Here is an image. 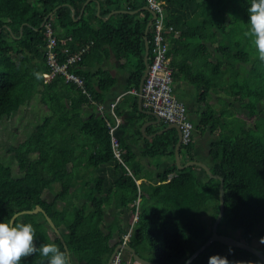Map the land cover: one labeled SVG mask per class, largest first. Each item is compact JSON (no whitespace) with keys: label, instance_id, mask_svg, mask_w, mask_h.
<instances>
[{"label":"trees","instance_id":"trees-1","mask_svg":"<svg viewBox=\"0 0 264 264\" xmlns=\"http://www.w3.org/2000/svg\"><path fill=\"white\" fill-rule=\"evenodd\" d=\"M159 1L170 46L167 55L174 68V94L175 82L182 78L197 88L200 116L195 130L213 136L208 148L213 162L210 169L223 178L225 190L218 233L250 244L257 241L264 253V110L259 106L264 101V63L258 59L252 38L244 35L250 26L247 8L251 0ZM146 6L148 0H0V126L11 128L15 138V142L6 140L7 144L0 140V173L11 170L18 175L13 172L15 177L13 181L9 177L8 184L0 181L5 187L0 195V223L19 214L15 223L33 225L37 247L55 243L66 252L47 219L50 216L64 238L71 262L78 264H107L132 227L128 244L140 256L161 264H184L211 237L220 212L221 179L206 171L199 176L196 170L202 167L198 165L180 168L175 162L176 128L146 140L142 153L157 168L166 156L174 161L154 172L137 160L127 142L126 123L114 132L121 162L114 156L105 118L96 110L85 111L94 107L93 99L105 102L117 82L101 66L92 69L111 53L121 68H133L129 88L139 89L146 69V36L149 63L154 46L156 17L146 34L153 18ZM47 23L53 26L61 61L85 50L80 67L74 66L72 71L84 76L89 94L75 83L65 82L63 76L44 81V73L51 69L46 53ZM64 38L66 44L61 41ZM43 93L49 96L40 100L37 128L45 132L53 126L52 137L63 144L62 149L54 146L44 159L36 144L17 133L23 127V122L17 123L19 110L32 108ZM221 95L241 100L242 111H236L235 102ZM129 104L138 109V98L132 96ZM116 111L123 113L119 105ZM154 132L152 128L147 131ZM137 133H141L139 128ZM195 136L189 144H182L180 156L199 161L194 153ZM25 178L40 188L13 184ZM82 196L85 202L74 201ZM38 206L44 211L32 212ZM109 207L118 215L102 227L99 217ZM124 213L131 220L137 214V220L133 225L129 220L126 228L119 219ZM213 255L226 257L229 264H264L253 252L220 241L211 243L190 264H208ZM42 260L46 264L47 258L37 253L23 258L21 264H41ZM131 260H135L133 256Z\"/></svg>","mask_w":264,"mask_h":264},{"label":"built area","instance_id":"built-area-1","mask_svg":"<svg viewBox=\"0 0 264 264\" xmlns=\"http://www.w3.org/2000/svg\"><path fill=\"white\" fill-rule=\"evenodd\" d=\"M148 1L149 7L156 13V18L152 37L154 40L153 57L149 63L148 73L142 87V103L146 109L154 112L166 124L179 125L182 130V144L187 145L193 138L195 125L190 120L187 104L174 94V68L171 65V57L167 55L170 46L164 34L165 16L162 2L159 0ZM46 28V34L48 36L46 53L51 69L49 72L44 73V81L49 82L57 76H63L66 82L75 83L78 87L82 88L84 93L89 94L86 89L84 76H80L69 70V63L80 60L82 58V52L85 50L71 57L67 62H61L56 51L57 39L53 35V26L51 23H47ZM135 92L138 93V91ZM116 106L117 101L110 103L111 115L115 117L116 122L112 123L107 116L104 118L112 135L114 154L122 161L119 141L114 134L120 122L115 113ZM98 109L100 112H104L102 105H99ZM130 238L131 232H128L124 236L123 243H127ZM111 264L129 263L122 256L121 252H119Z\"/></svg>","mask_w":264,"mask_h":264},{"label":"crops","instance_id":"crops-1","mask_svg":"<svg viewBox=\"0 0 264 264\" xmlns=\"http://www.w3.org/2000/svg\"><path fill=\"white\" fill-rule=\"evenodd\" d=\"M83 11H84V8L82 10V13H83ZM99 11H100V6L98 8V13H99ZM132 13H134V11ZM81 15L82 14H80L78 16V19L81 17ZM61 41L63 42V44H66L67 39L64 38ZM65 51H68V49H65ZM78 53L69 55L65 60H63L61 62H63V63L67 62L71 57L75 56ZM81 60H82V58L80 60H76L74 62L69 63V70L72 71V67H74V66H75V68H79L80 65L78 64V62L81 61ZM120 63L121 62H118V60L116 59L115 54L111 53L110 57L102 65H98V66L92 68L94 71H96L97 68H99L101 66L102 69L109 71L110 74L112 75V77L117 79V82L108 91L106 99H105V102L99 103V102H96L93 99L94 103H93L92 100H91V103L94 105L95 108L94 107H89V109L86 108L85 111L89 112V110L90 111L91 110H96V112L98 114H100L103 117L107 116L112 123H115L116 119H115L114 116L111 115L110 103L117 101V105H119V109L123 110L122 114H118L117 111H116V108H115V113L118 116L119 121H120L118 126L120 124H122V123H126L127 124V129H126V132H127L126 137L128 139L127 142H128L129 145H131L133 147L134 152L136 153L137 160L140 161V163L144 167L148 168V167H151V164H150V159L151 158L143 155V153H142L143 148L146 147V140L147 139L151 140L160 131L164 132L165 131L164 129L168 126V124H165V122L162 121V120L159 121L158 118L153 114V112L151 110L146 109L143 106V103L140 104V102H139V99H140V86H139V89L137 90L134 85L132 86V88H129L130 85L128 83V79H129L130 74L133 71V68L132 67L121 68L120 67ZM72 72H74V71H72ZM182 79L183 80H179V81L175 82V90H176V93H177L175 95L179 99H181L182 101H184L187 104L190 115L193 114V116H196L197 113L200 112V107L198 106V103L196 102L197 88L193 84L188 82L190 84L189 85L187 83V81L185 80V78H182ZM65 82H66V80H65ZM85 84H86V81H85ZM86 89H87V87H86ZM135 91H138V93H136ZM128 93L131 94V96H129L127 98V103H125V97H126V95ZM132 96H135L136 100L138 98V109L139 110L131 107V105L129 104V103L132 102ZM99 105L103 106V110H104L103 113L100 112V110L98 109ZM143 113L145 114V116L141 117V115ZM133 118H135V120ZM130 119H132V120H130ZM198 120H199V118L196 120L197 123H198ZM137 128L140 129L141 133H137ZM149 128H152L153 130H155V132L154 133H147ZM194 133L197 134L195 136L196 139H195L194 153H195L196 156H198V154L203 150V147L201 148V146H202L203 142H205V141L202 140V138H201L202 135H200V133L198 132L197 128H196ZM203 136H205V135H203ZM111 138H112V135H111ZM113 152H114V149H113ZM114 156H115V154H114ZM186 158L181 157V163L183 165L186 164L188 161H190V160H188ZM197 160L207 164L209 167L213 163L209 153H208L207 159H199V157H197ZM121 162H123V159H122ZM175 162H176V157H175ZM173 163H174L173 159H171V157L166 156V157L163 158L162 163H161L160 167L157 169V171H163L164 169H166L167 167H169ZM200 171H201V173H199V176H205L204 175V171L205 170L202 168V169H200ZM144 179L145 178L137 180V183L141 184L144 181ZM108 214L113 216L111 223L113 222L115 217L118 215L116 213L114 207L113 208L109 207V208H107L105 210V215L102 218L99 217V221L102 219V221L104 222V220L107 218V216L109 217ZM128 216L129 215L127 213H124V214H121L119 216V219H120V221L122 223L125 222V221H127L129 223V220H131V219H130V217L128 218ZM135 220H137V214L131 220L132 221V225H133V222ZM91 222L92 221H90L89 223H91ZM87 224H88V222H87ZM110 224H108V225H110ZM103 226L104 225H102V227ZM132 229H133V227L130 228V230H128V232H131ZM128 242L125 243V244L122 242V245H129ZM119 245H121V244H119ZM119 252H121V254L125 258V260H126V252L129 253V255H130L129 257L130 258H131V256H133L132 253L129 250H127V249L121 248L119 250ZM135 261L136 260H134V262ZM136 262H138V261H136ZM72 264H78V262L73 261Z\"/></svg>","mask_w":264,"mask_h":264},{"label":"clouds","instance_id":"clouds-1","mask_svg":"<svg viewBox=\"0 0 264 264\" xmlns=\"http://www.w3.org/2000/svg\"><path fill=\"white\" fill-rule=\"evenodd\" d=\"M247 12L250 26L244 35L252 38L258 59L264 63V0H251ZM34 75L40 78L39 73ZM35 241L36 230L31 223L17 224L11 219L0 223V264H21L23 258L37 253L47 258L46 264H70V254L55 243L37 247ZM41 264L45 262L42 260ZM208 264H229V261L226 257L213 255Z\"/></svg>","mask_w":264,"mask_h":264},{"label":"rangeland","instance_id":"rangeland-1","mask_svg":"<svg viewBox=\"0 0 264 264\" xmlns=\"http://www.w3.org/2000/svg\"><path fill=\"white\" fill-rule=\"evenodd\" d=\"M42 96H44V98H46L49 95L47 93H43V95H41L40 97L36 98L33 101L32 108H30L28 110L26 107H22L19 110V117L17 119V123L20 124V122L21 123L23 122V127L20 129V131L17 130V133L18 134L19 133L22 134L21 135V139H26L27 140L29 138L30 141H32L34 144H36L39 147L40 156L43 157V159H44V158H48L50 156V154H52L54 146H60L61 149H62V145L63 144L59 143V142H56L55 138L52 137L51 132H52V130H54L53 126L50 127V130L45 131V132H43V131L41 132L37 128V126H38V124L40 122V120H39V106H40L39 103H40V100H41ZM221 98L233 100L235 102L234 109L236 111H242L241 106H243V103L241 102V100H238L237 98H234V97L233 98H226L223 95H221ZM259 106H260V108H263V110H264V101L262 103H260ZM243 113L245 114V112H243ZM197 115L193 116V114H192L190 116L191 120L194 122V124L196 123V120L199 118L200 113H197ZM2 125L0 126V130H2L3 128L4 129L2 131H0V140H4L5 141L4 144H7V141L8 142H15V138L12 136V133H11L12 129L8 128V127L5 128ZM243 133H244V131H243ZM212 137L213 136L211 134H209V133L205 134V136H203V137L201 136L202 140L205 141V142H203V144L201 146V148L203 147V150L201 151L202 153L200 152L198 154V156H197V157H199V159H207L208 153H209L208 148H209V145H210ZM11 148H14V145ZM63 154H64V152L61 150V156ZM150 164L153 165V166H151L152 168L148 167L147 169H149V170L151 169L154 172H156L158 168H157V165L155 164V161L153 159H150ZM196 171H198V174L201 173V171L198 170V169ZM13 172L11 170L2 171L0 173V181L8 184L9 183L8 182L9 177H11V180L13 181V179L15 177L14 174L16 176H18L16 171L14 172V174H13ZM13 184H15V186H18L20 184H22L24 186L26 185L28 187L27 189H31V188H33V189L38 188L39 189L40 188V187H38V183H34L31 180H29L28 178H25L23 180H17L16 179V180H14ZM19 189H21V188H19ZM24 189L27 190L26 188H24ZM4 190H5V187L2 185V183H0V195L3 192H5ZM49 196H50V198L53 197L52 194H50ZM85 200H86L85 196H82V197H79V198H74V201L77 202V203H80L82 201L85 202ZM112 218H113L112 215H109V217L107 216V218L103 222V225L110 224L111 221H112ZM127 226H128V222L127 221L122 223V228H126ZM129 228L130 227H128V229ZM254 245L257 246V245H259V243L257 241H255ZM129 256H130L129 253L126 252V260H127V262L129 264H139L136 261L135 262L132 261Z\"/></svg>","mask_w":264,"mask_h":264},{"label":"water","instance_id":"water-1","mask_svg":"<svg viewBox=\"0 0 264 264\" xmlns=\"http://www.w3.org/2000/svg\"><path fill=\"white\" fill-rule=\"evenodd\" d=\"M145 8H147L153 14V18H152V20L149 22V24L147 26V30H146V34H147L148 30H149V28H150V26H151V24L153 22V19L156 17V13L149 6H146ZM149 49H150V46H149L148 36H146V51H145V57H144V60H145V63H146V69H145L144 75H143V77L141 79V82H140V99H139L140 104H142V87H143V84H144V81L146 79V76H147V73H148V69H149L148 68V66H149ZM153 114L158 118L159 121H161V119L154 112H153ZM169 128H176L177 131H178L179 139H178V142L176 144L175 157H176V162H177V164H178V166L180 168H185V167H189V166H192V165H198V166H201L206 171V173L209 176L221 179V185H220V212H219V214H218V216H217V218H216V220H215V222L213 224L212 235H211V237L208 239V241L205 244H203L196 252H194L188 258V260L184 264H190L194 260V258H196L204 249H206L214 241H220V242L225 243V244L230 245V246H237V247H240V248L247 249V250L253 252L254 254H256L258 257H260L264 261V253L256 245L247 243V242L239 240V239H236V238H234L232 236H228V235H225V234H219L218 233V225L221 222V220L223 218V215H224V211H225L224 180H223V178L221 176H219L217 174H214L212 172V170L210 169V167L207 164L203 163V162L196 161V160H190L186 164L183 165L181 163V157H180V149H181V146H182V130H181L180 126L176 125V124H170L164 130H167ZM160 133H162V131H160L158 134H160ZM38 211H44V210L41 207L38 206L32 212H38ZM18 215L19 214H15L12 217L11 220L15 221V219L18 217ZM47 219H48L49 223L51 224V226L54 227L55 230L60 235L62 241L65 244L66 252L70 254L69 249H68V247H67V245H66V243L64 241V238L62 237V235L60 234V232L56 228V225H55L54 221L48 215H47ZM121 248L129 250L132 253V255L135 258V260L138 261L140 264H161V263L150 261L148 259L143 258L142 256H140L136 252V249L134 247H132L131 245H122V244L118 245L115 248V250L112 253L111 257L109 258L107 264H111L112 263V260L114 259L115 255L119 252V250ZM69 258H70V264H72L71 256H69Z\"/></svg>","mask_w":264,"mask_h":264}]
</instances>
